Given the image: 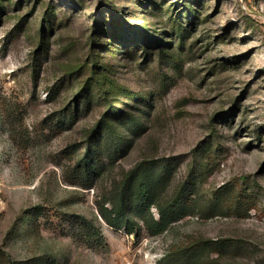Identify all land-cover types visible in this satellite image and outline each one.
<instances>
[{
    "label": "rangeland",
    "instance_id": "374dc122",
    "mask_svg": "<svg viewBox=\"0 0 264 264\" xmlns=\"http://www.w3.org/2000/svg\"><path fill=\"white\" fill-rule=\"evenodd\" d=\"M141 163L186 205L154 236L100 214ZM203 245L199 264H264V0H0V264H187Z\"/></svg>",
    "mask_w": 264,
    "mask_h": 264
},
{
    "label": "trees",
    "instance_id": "16d2710c",
    "mask_svg": "<svg viewBox=\"0 0 264 264\" xmlns=\"http://www.w3.org/2000/svg\"><path fill=\"white\" fill-rule=\"evenodd\" d=\"M117 120L125 123L121 116ZM126 124V129L141 126L135 117ZM105 126L106 134L110 138L105 145L107 159L115 161L119 154L123 153V140L111 123H106ZM100 150L101 147L96 155L100 154ZM96 163L91 154L80 159L77 167L81 176L88 179L90 175H94V172L100 169ZM171 179V170L166 166L138 164L128 171L120 183V188L110 199L111 209H100L102 219L112 229L125 231L129 235L138 236L144 229L153 236L165 232L172 224L186 216L184 202L165 199ZM153 208L157 209L158 218L152 213ZM90 237L100 241L104 239L99 231L92 233ZM207 249L208 245L197 246L192 255L183 254L180 260L187 264H199L202 262L201 254Z\"/></svg>",
    "mask_w": 264,
    "mask_h": 264
}]
</instances>
